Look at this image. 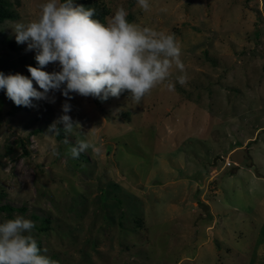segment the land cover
<instances>
[{
    "label": "rangeland",
    "instance_id": "1",
    "mask_svg": "<svg viewBox=\"0 0 264 264\" xmlns=\"http://www.w3.org/2000/svg\"><path fill=\"white\" fill-rule=\"evenodd\" d=\"M9 1L19 17L0 24V72L30 77L35 50L5 39L46 0ZM97 1L105 23L122 6L130 23L174 33L185 73L174 66L138 105L56 91L15 108L0 90V204L26 209L0 223L33 220L56 264H264V0ZM65 102L80 127L47 132ZM78 140L95 151L71 158Z\"/></svg>",
    "mask_w": 264,
    "mask_h": 264
},
{
    "label": "clouds",
    "instance_id": "2",
    "mask_svg": "<svg viewBox=\"0 0 264 264\" xmlns=\"http://www.w3.org/2000/svg\"><path fill=\"white\" fill-rule=\"evenodd\" d=\"M137 4L144 11L150 9L149 0H137ZM94 16V8L75 5L73 0H46L40 5L38 18L10 23L16 42L27 43V51L35 50L38 66H27L30 77L0 72V90H6L17 106L25 107H32L34 99L49 100V94L56 91L69 100L70 93H75L101 101L128 92L138 105L153 88L168 80L174 66L185 73L174 33L130 23L122 6L107 23ZM49 64L58 65L59 70L46 71ZM176 82L185 85L186 75H178ZM167 87L173 91L175 86L169 83ZM51 102H55L54 97ZM62 109L64 114L47 132L57 134L61 123L66 134L80 127L79 121L68 115L71 105L65 102ZM64 142L69 143L67 136ZM89 149L95 151L89 141L78 140L68 154L78 159ZM53 152L59 154L55 149ZM35 227V222L23 215L0 223V264H56L42 254L32 235Z\"/></svg>",
    "mask_w": 264,
    "mask_h": 264
},
{
    "label": "trees",
    "instance_id": "3",
    "mask_svg": "<svg viewBox=\"0 0 264 264\" xmlns=\"http://www.w3.org/2000/svg\"><path fill=\"white\" fill-rule=\"evenodd\" d=\"M137 1V0H136ZM135 0H131V2H136ZM73 3L75 5H83L85 8H94L95 9V19L100 20L101 22L105 23L106 17L110 14V8L97 0H73ZM19 17L18 12L12 8L11 2L9 0H0V24L4 23L8 19H17ZM5 42L7 45L13 49L18 50L20 48L19 44L16 42V40H11L9 38L5 39ZM32 66H38L37 62H31ZM29 73V71H28ZM127 92H124L122 94H125ZM20 107V106H14ZM64 132L61 130L60 136H63ZM3 195V193H0V196ZM1 199V197H0ZM16 210L25 211V207H15L11 205L10 203H2L0 204V211L1 212H14ZM43 230H47V226L42 228ZM38 246L41 249V242L37 241Z\"/></svg>",
    "mask_w": 264,
    "mask_h": 264
},
{
    "label": "water",
    "instance_id": "4",
    "mask_svg": "<svg viewBox=\"0 0 264 264\" xmlns=\"http://www.w3.org/2000/svg\"><path fill=\"white\" fill-rule=\"evenodd\" d=\"M219 159V157H216L215 159H214V164H216L217 163V160Z\"/></svg>",
    "mask_w": 264,
    "mask_h": 264
},
{
    "label": "built area",
    "instance_id": "5",
    "mask_svg": "<svg viewBox=\"0 0 264 264\" xmlns=\"http://www.w3.org/2000/svg\"><path fill=\"white\" fill-rule=\"evenodd\" d=\"M229 164H230V162L228 161V162H227V165H229Z\"/></svg>",
    "mask_w": 264,
    "mask_h": 264
}]
</instances>
